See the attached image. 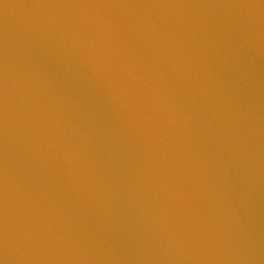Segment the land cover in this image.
Instances as JSON below:
<instances>
[{
  "label": "water",
  "instance_id": "1",
  "mask_svg": "<svg viewBox=\"0 0 264 264\" xmlns=\"http://www.w3.org/2000/svg\"><path fill=\"white\" fill-rule=\"evenodd\" d=\"M173 2L114 10L140 25L114 42L97 10L0 0L9 264H264V8Z\"/></svg>",
  "mask_w": 264,
  "mask_h": 264
},
{
  "label": "snow or ice",
  "instance_id": "2",
  "mask_svg": "<svg viewBox=\"0 0 264 264\" xmlns=\"http://www.w3.org/2000/svg\"><path fill=\"white\" fill-rule=\"evenodd\" d=\"M45 6V5H41ZM64 7L70 8H87L97 10L94 22L99 28L106 33L114 42L123 41L126 31H139L140 25L135 26L119 12L117 9L128 8H170L184 6L175 3L173 0H64ZM260 7L264 8V0H261ZM145 27H147L145 25ZM153 27H159L153 25ZM127 43H132L129 37ZM121 51L126 56V46L123 43H117ZM133 51L139 50L133 45ZM3 66L0 65V138L3 137V128L6 126V85L3 81ZM146 119L150 117L146 116ZM19 238L23 244V249L28 253L27 260H35L37 262L47 259V254L54 251L55 247L60 243L58 239L48 238L35 232L30 221L26 217L21 218L19 226ZM8 242H9V199H8V182L6 167L0 169V264L8 262Z\"/></svg>",
  "mask_w": 264,
  "mask_h": 264
},
{
  "label": "clouds",
  "instance_id": "3",
  "mask_svg": "<svg viewBox=\"0 0 264 264\" xmlns=\"http://www.w3.org/2000/svg\"><path fill=\"white\" fill-rule=\"evenodd\" d=\"M74 160H75L74 154H70L69 156L65 158V162L69 164V167H68L69 173H71L75 179H79V177L77 176L76 169L74 167V163H73Z\"/></svg>",
  "mask_w": 264,
  "mask_h": 264
}]
</instances>
